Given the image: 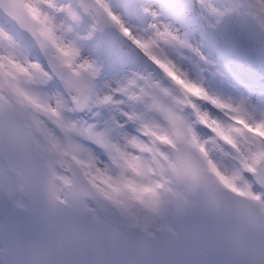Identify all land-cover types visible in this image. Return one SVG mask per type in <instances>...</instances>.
<instances>
[{
	"label": "rangeland",
	"instance_id": "obj_1",
	"mask_svg": "<svg viewBox=\"0 0 264 264\" xmlns=\"http://www.w3.org/2000/svg\"><path fill=\"white\" fill-rule=\"evenodd\" d=\"M23 1L38 32L27 39L0 16V80L14 91L43 166L57 176L59 196L68 179L62 169L74 160L125 222L154 236L174 230L171 196L181 193L191 201L190 185L175 177L169 151L183 140L223 185L264 210V190L249 176L264 156V42L250 23L262 0H202L203 34L181 30L178 39L138 26L123 10L124 0H97L112 20L110 36L97 33L94 15L84 14L76 0ZM234 30L251 43L247 54L232 47ZM132 37L149 42L148 51ZM106 44L135 61L128 75L101 70ZM60 63L70 70L54 83L50 69ZM81 85L88 86L90 99L76 113L68 102ZM126 123L135 131H122ZM204 124L211 134L201 132ZM0 195L9 210L25 205L19 182L1 160ZM80 207L97 216L95 203L81 199ZM4 249L0 238V253Z\"/></svg>",
	"mask_w": 264,
	"mask_h": 264
},
{
	"label": "water",
	"instance_id": "obj_2",
	"mask_svg": "<svg viewBox=\"0 0 264 264\" xmlns=\"http://www.w3.org/2000/svg\"><path fill=\"white\" fill-rule=\"evenodd\" d=\"M80 5L85 12L92 7L98 26L107 24L104 33H111L103 9L94 0H80ZM0 13L27 36L35 34L34 21L22 0H0ZM255 18L264 38V18L258 13ZM66 70L55 74L61 78ZM1 88L12 96L5 83L1 82ZM82 98L77 108L87 100L86 95ZM0 108V154L8 171L20 180L21 194L28 203L26 209L17 207L11 218L2 214L1 233L8 257L0 258V264H264V212L218 183L193 147L178 142V148L171 147V151L177 176L191 181L194 203L188 204L182 195L173 197L178 233L158 232L159 238L153 239L100 206L97 209L105 221L88 219L80 212L77 198L98 202L101 198L73 162L67 167L71 182L64 184L71 203L58 199L17 104ZM252 176L264 186V161ZM115 222L126 236L112 237Z\"/></svg>",
	"mask_w": 264,
	"mask_h": 264
},
{
	"label": "snow or ice",
	"instance_id": "obj_3",
	"mask_svg": "<svg viewBox=\"0 0 264 264\" xmlns=\"http://www.w3.org/2000/svg\"><path fill=\"white\" fill-rule=\"evenodd\" d=\"M198 4H202V0H124L122 8L138 26L148 25L156 30L159 37L164 39H178L181 30L195 35L203 34L201 21L206 12L203 7H198ZM252 7L254 6L249 5V9ZM256 10L264 18V0ZM122 30L125 35H131L123 26ZM230 39L233 42L232 47L241 46L251 49V43L248 42L242 30H234ZM132 40L145 52L151 46L149 42H142L135 37H132ZM83 55L87 56L88 53H83ZM102 56L104 66L101 70L117 78L128 75L129 69L135 64V61L131 60L123 49L111 44L105 45ZM213 103L218 104L219 101ZM259 103L264 105V99H261ZM124 119L126 120L127 117ZM122 131L134 132L135 128L131 123H126ZM201 132L207 135L211 134L212 130L204 124L201 127Z\"/></svg>",
	"mask_w": 264,
	"mask_h": 264
},
{
	"label": "bare ground",
	"instance_id": "obj_4",
	"mask_svg": "<svg viewBox=\"0 0 264 264\" xmlns=\"http://www.w3.org/2000/svg\"><path fill=\"white\" fill-rule=\"evenodd\" d=\"M61 32V31H60ZM149 66V65H148Z\"/></svg>",
	"mask_w": 264,
	"mask_h": 264
}]
</instances>
